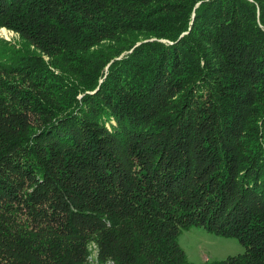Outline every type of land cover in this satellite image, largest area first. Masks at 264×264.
Instances as JSON below:
<instances>
[{"label":"trees","instance_id":"obj_1","mask_svg":"<svg viewBox=\"0 0 264 264\" xmlns=\"http://www.w3.org/2000/svg\"><path fill=\"white\" fill-rule=\"evenodd\" d=\"M0 264H264V0H0ZM47 59V61H46Z\"/></svg>","mask_w":264,"mask_h":264},{"label":"rangeland","instance_id":"obj_2","mask_svg":"<svg viewBox=\"0 0 264 264\" xmlns=\"http://www.w3.org/2000/svg\"><path fill=\"white\" fill-rule=\"evenodd\" d=\"M0 39L21 44V36L7 28L0 29ZM179 244L190 264L221 263L245 252V247L237 238L216 235L200 227L183 231Z\"/></svg>","mask_w":264,"mask_h":264}]
</instances>
